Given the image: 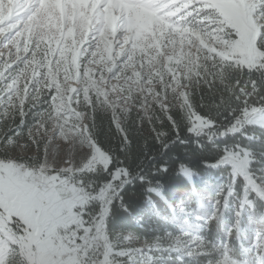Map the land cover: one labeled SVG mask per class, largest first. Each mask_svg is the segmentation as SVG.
Returning <instances> with one entry per match:
<instances>
[{"label":"clouds","instance_id":"1","mask_svg":"<svg viewBox=\"0 0 264 264\" xmlns=\"http://www.w3.org/2000/svg\"><path fill=\"white\" fill-rule=\"evenodd\" d=\"M137 3L151 13L148 27L130 28L117 0H65L63 15L52 5L35 0L29 8L32 24L21 30L26 33L19 49L23 55L13 52L18 39L10 40V47L0 48L3 63L16 65L7 76L0 72L4 79L0 90L8 94L4 127L0 128L4 137L0 139L6 137L5 143L14 145L16 141L7 135L14 118L18 114L22 126L31 113L32 122L24 133L28 144L38 152L46 149L56 172L80 173L74 178L86 194L85 207L96 204L99 219L105 222L110 206L93 195L112 184L111 176L93 181L106 172L103 166L93 167L92 160V144L99 146L102 136L120 140L131 149L130 133L141 134L147 124V131L159 126L162 130L158 135L165 137L166 122L173 130L186 125L189 109L213 124L225 112L231 116L264 113V60L256 68H245L213 52L221 47L216 41L228 37L220 32L218 18L205 9L203 0ZM253 7L258 42L264 44V2ZM24 90L27 109L23 107ZM13 97H19V107L13 106ZM65 145L73 147L70 154L64 152L61 162L60 149ZM251 163L261 161L253 154ZM247 171L248 180L236 179L245 187L248 202L264 209V173L257 176L251 164ZM110 199L116 202L115 193ZM88 235L86 232V239ZM122 242L133 248L130 232L115 233L111 247L119 250L112 253L108 264H137L131 257L124 258ZM202 247L209 252L216 250L214 241L202 242ZM177 251L178 259L184 254L192 257L183 264H204L191 248Z\"/></svg>","mask_w":264,"mask_h":264},{"label":"rangeland","instance_id":"2","mask_svg":"<svg viewBox=\"0 0 264 264\" xmlns=\"http://www.w3.org/2000/svg\"><path fill=\"white\" fill-rule=\"evenodd\" d=\"M33 2L35 0H0V48L10 47L9 41L18 39V47L13 52L23 55L19 49L23 48L26 33L21 30L26 24H32L34 17L29 13V8ZM39 2L45 6L52 5L61 15L64 13L65 0ZM72 2L85 3L87 0ZM117 2L127 15L130 28L150 25L151 13L141 7L137 0ZM261 2L264 0H203L205 9H211L218 18L220 32L228 37L217 40L221 47L219 51L213 48V52L226 61L237 62L244 67L258 66L264 60V52L256 47L259 31L253 19L256 11L253 5L258 6ZM44 11L47 12L48 8L45 7ZM4 60L5 57L0 56V72L7 76L16 65L10 61L5 65ZM3 83L4 79L0 77V85ZM20 87L23 88V84ZM21 94L25 97L23 107L27 109L26 90ZM7 100L8 94L0 90V128L4 127L3 109L8 107ZM13 100V106L19 107V97H13ZM189 114L191 134L199 137L210 131L207 128L210 125L203 119L190 110ZM15 118H19V115ZM25 119L26 123L22 126L27 129L32 122L31 113ZM246 125L264 129V113H244L235 126L240 129ZM22 126L12 124L7 133L16 141L14 145H7L6 137L0 139V264H97V261L108 264L112 253L119 250L111 247L115 233L109 234L105 230L96 204L88 206L89 209L85 207L83 201L86 194L80 190L79 182L74 178L80 173L56 172L49 163L51 157L47 150L38 152L28 144L21 134ZM0 137H4L3 132H0ZM72 147L61 146V162L64 152L70 154ZM92 148L93 167L103 166L106 169L109 157L94 143ZM252 156L244 149L236 153L228 151L214 168L227 167L230 177L226 176L223 181L209 187L194 189L184 198V202L172 205L170 218L155 213L154 217L165 222L162 227L159 226L164 229L162 238L147 242L131 234L135 251L122 242L120 249H126L124 258L131 257L137 264H183L192 257L184 254L178 259L177 249L183 251L191 248L197 254L196 258L204 261V264H209V261L216 264H264V210L255 211L254 204L246 199L245 187L236 181V177L248 180L247 169ZM56 167L59 168L60 164ZM180 173L190 180L186 170L181 169ZM262 173L264 166L255 172L257 176ZM121 176L126 174L116 171L113 182ZM248 182L251 183L250 180ZM235 183L238 190L233 188ZM105 189V194L95 197L101 203L107 201L109 206L107 192L115 193L117 187L113 185ZM153 192L163 201L158 191ZM212 220L216 250L209 252L202 247V242H206V237L210 235H203V232L208 230ZM167 227L170 229L165 230ZM86 232L89 233L87 239ZM236 254L238 258H235ZM85 256L87 259L83 261Z\"/></svg>","mask_w":264,"mask_h":264},{"label":"trees","instance_id":"3","mask_svg":"<svg viewBox=\"0 0 264 264\" xmlns=\"http://www.w3.org/2000/svg\"><path fill=\"white\" fill-rule=\"evenodd\" d=\"M258 37L256 47L264 52V44L258 42ZM189 110L210 125L207 127L209 132L199 137L190 133L192 123L189 119ZM189 110L185 113L186 125L182 123L178 129L173 130L172 126L166 122L167 126L164 130L168 132V135L165 137L158 135L162 130L159 126L155 131H147V124L141 134L134 136L130 133L129 139L133 141L131 149L124 146L120 140H113L111 136L101 137L97 147L109 157L110 162L105 174L94 177L93 181L108 179L111 176L112 184L106 187L118 185L115 203L110 199L114 193L107 192L110 215L105 213L107 219L104 227L109 234L117 231L130 232L137 239L147 242L162 238L164 229H160L159 226L162 227L165 222L154 217L155 213L158 212L162 214V217L170 218L171 214L165 204L166 201L170 204L182 202L194 189L209 187L223 181L226 176L230 177L227 167L214 168L228 151L236 153L244 149L254 154L255 158L261 161V163H251L254 172L264 166V129L250 125L237 129L236 122L243 117L244 113L231 116L225 112L223 116L216 117V123L213 124L199 112ZM224 117L228 118L224 119ZM14 120L13 124L18 126L20 119ZM131 127L133 130L136 129L135 124ZM23 129L26 130V128L21 127L22 135L25 133ZM181 169L188 172L190 180L180 173ZM116 171H121L126 176H121L118 181L113 182ZM106 187L93 195L105 194ZM233 188L238 190V184L235 183ZM153 191H158L163 201ZM253 204L256 212L264 210L257 204ZM168 229L170 227L165 230ZM214 230L212 220L208 230L202 231L203 235L210 234L206 237V242L215 240ZM238 257L236 254L235 258Z\"/></svg>","mask_w":264,"mask_h":264},{"label":"built area","instance_id":"4","mask_svg":"<svg viewBox=\"0 0 264 264\" xmlns=\"http://www.w3.org/2000/svg\"><path fill=\"white\" fill-rule=\"evenodd\" d=\"M104 222H105V221H104ZM43 236H44V235H43ZM85 259H87V257H86V256L82 258V260H83V261H84Z\"/></svg>","mask_w":264,"mask_h":264},{"label":"water","instance_id":"5","mask_svg":"<svg viewBox=\"0 0 264 264\" xmlns=\"http://www.w3.org/2000/svg\"><path fill=\"white\" fill-rule=\"evenodd\" d=\"M256 40H257V37H256ZM256 40H255V43H256Z\"/></svg>","mask_w":264,"mask_h":264}]
</instances>
